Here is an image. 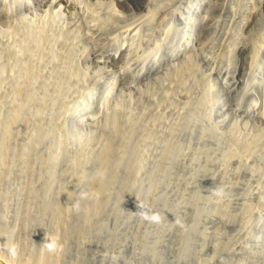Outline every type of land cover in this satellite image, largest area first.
Masks as SVG:
<instances>
[{
    "label": "rangeland",
    "instance_id": "374dc122",
    "mask_svg": "<svg viewBox=\"0 0 264 264\" xmlns=\"http://www.w3.org/2000/svg\"><path fill=\"white\" fill-rule=\"evenodd\" d=\"M253 2L0 0V264H264Z\"/></svg>",
    "mask_w": 264,
    "mask_h": 264
},
{
    "label": "clouds",
    "instance_id": "9594fccd",
    "mask_svg": "<svg viewBox=\"0 0 264 264\" xmlns=\"http://www.w3.org/2000/svg\"><path fill=\"white\" fill-rule=\"evenodd\" d=\"M138 208H139V211H137L136 213H133V214H136V215H140L142 218H147V214L146 212L142 211L140 209V205L138 204ZM154 218V217H153ZM55 240H52V241H48L47 240V234H46V237H45V242L43 243L42 246L44 247H47L49 250H53L54 247H55Z\"/></svg>",
    "mask_w": 264,
    "mask_h": 264
},
{
    "label": "bare ground",
    "instance_id": "6f19581e",
    "mask_svg": "<svg viewBox=\"0 0 264 264\" xmlns=\"http://www.w3.org/2000/svg\"><path fill=\"white\" fill-rule=\"evenodd\" d=\"M116 1V3L117 4H121V1L122 0H115ZM130 1H133V0H130ZM254 2V6H255V10L257 11V6H258V8H259V10L263 13V5H264V0H259L258 2H257V0H253ZM114 2V1H113ZM21 5H23V3L21 4ZM11 9V8H10ZM113 9V8H112ZM4 12V11H3ZM262 15V14H261ZM193 18H192V15L189 17V19H188V22L190 21V20H192Z\"/></svg>",
    "mask_w": 264,
    "mask_h": 264
}]
</instances>
